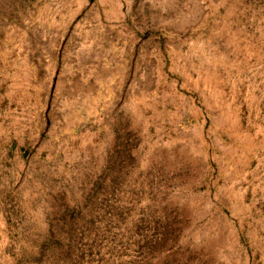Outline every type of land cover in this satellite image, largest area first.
<instances>
[{
	"label": "rangeland",
	"instance_id": "rangeland-1",
	"mask_svg": "<svg viewBox=\"0 0 264 264\" xmlns=\"http://www.w3.org/2000/svg\"><path fill=\"white\" fill-rule=\"evenodd\" d=\"M0 264H264V0H0Z\"/></svg>",
	"mask_w": 264,
	"mask_h": 264
},
{
	"label": "crops",
	"instance_id": "crops-1",
	"mask_svg": "<svg viewBox=\"0 0 264 264\" xmlns=\"http://www.w3.org/2000/svg\"><path fill=\"white\" fill-rule=\"evenodd\" d=\"M0 201H1V199H0Z\"/></svg>",
	"mask_w": 264,
	"mask_h": 264
}]
</instances>
